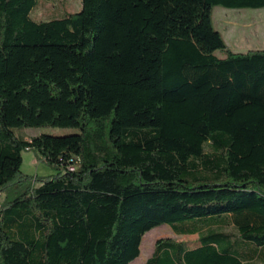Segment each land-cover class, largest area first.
I'll return each instance as SVG.
<instances>
[{"label":"trees","instance_id":"16d2710c","mask_svg":"<svg viewBox=\"0 0 264 264\" xmlns=\"http://www.w3.org/2000/svg\"><path fill=\"white\" fill-rule=\"evenodd\" d=\"M36 3L0 0V264H130L164 223L197 244L157 239L143 264H264V49L211 19L264 0ZM41 127L79 131H14ZM25 150L57 173L23 174Z\"/></svg>","mask_w":264,"mask_h":264},{"label":"rangeland","instance_id":"374dc122","mask_svg":"<svg viewBox=\"0 0 264 264\" xmlns=\"http://www.w3.org/2000/svg\"><path fill=\"white\" fill-rule=\"evenodd\" d=\"M80 9V0H37L31 11L35 20H49L61 17ZM212 25L220 32L227 48L233 52L246 53L251 50L264 49V8L261 9H228L222 6L212 8ZM216 55L224 56L223 51H217ZM17 135H23L27 139L41 134L62 136L77 133L76 128H20L14 130ZM21 172L25 175L37 178L53 176L57 170L45 162L33 150L22 152ZM96 187L99 190L113 192L116 189L111 176L102 177ZM229 230V228H226ZM145 237V239H144ZM157 239L169 241H184L188 246L197 244V235H178L168 224H161L146 232L140 241L139 255L130 264H143L151 255L154 243ZM141 244H143L142 249Z\"/></svg>","mask_w":264,"mask_h":264},{"label":"crops","instance_id":"0c3cea01","mask_svg":"<svg viewBox=\"0 0 264 264\" xmlns=\"http://www.w3.org/2000/svg\"><path fill=\"white\" fill-rule=\"evenodd\" d=\"M218 31V30H217Z\"/></svg>","mask_w":264,"mask_h":264}]
</instances>
